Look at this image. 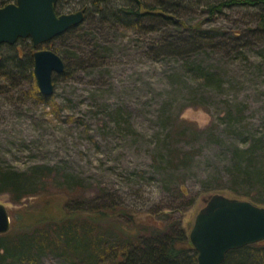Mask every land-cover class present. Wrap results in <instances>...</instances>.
I'll use <instances>...</instances> for the list:
<instances>
[{"label":"rangeland","instance_id":"rangeland-1","mask_svg":"<svg viewBox=\"0 0 264 264\" xmlns=\"http://www.w3.org/2000/svg\"><path fill=\"white\" fill-rule=\"evenodd\" d=\"M94 1L59 2L61 14L84 10L76 35L36 49L29 39L16 42L26 55L58 49L62 59L69 57V76H53L49 103L32 98L26 81L0 79V166L22 172L51 167L69 194L52 191L20 205L0 194V204L20 221H33L60 219L73 199L87 201L86 208L114 203L152 225L180 206L176 218L189 231L205 190L231 187L243 142L264 134L258 14L233 8L210 15L207 6L221 0H101L115 9L159 7L163 12L155 14L185 25L147 16L128 29L98 14ZM198 24L209 32L202 42L189 30ZM189 65L216 79L197 81ZM38 264L63 263L46 255Z\"/></svg>","mask_w":264,"mask_h":264},{"label":"trees","instance_id":"trees-1","mask_svg":"<svg viewBox=\"0 0 264 264\" xmlns=\"http://www.w3.org/2000/svg\"><path fill=\"white\" fill-rule=\"evenodd\" d=\"M60 1L55 6L57 14H61ZM0 5L5 6V0H1ZM93 5L98 14H108L113 22L128 29L137 27L147 16L158 17L177 27L185 26L171 16L155 14V11L163 12L159 7L142 12L138 6L136 9L108 8L103 6L101 0L94 1ZM233 8L254 9L258 14L257 29H264V0H221L209 4L206 11L215 15ZM78 27L54 40L65 35H76ZM200 27L198 24L189 30L194 32L197 41L202 42L208 38L209 32ZM51 52L58 55L59 50ZM32 55L30 52L27 55L21 53L16 44L0 45V79L9 83H14L16 78L28 82L32 98L47 104L51 97L45 98L38 91L33 75ZM65 59L62 61L65 62ZM64 65L63 74L56 77L69 76L70 69ZM185 68L197 81L210 83L216 79L200 65ZM243 144L240 156L234 159L231 187L218 192L216 189H207L205 195L223 192L230 198L245 200L264 208V134L258 138L252 137ZM182 156L184 160L188 153ZM58 176L57 172L47 166H36L25 172L0 166V194L8 195L14 205L52 191L69 194L70 186L57 182ZM181 191L185 193L183 188ZM86 202L76 199L67 201L60 219L39 216L33 221H20L21 218L13 212L9 214L10 230L0 235V264H38L46 255L54 256L63 264H197V252L188 239L189 231L182 225L180 218H176V214L182 212L180 206L169 208L168 212L161 215L165 221L157 218L156 224L152 225L137 221L136 214L124 211L120 205L111 203L109 206L101 204L86 208ZM72 204L77 205V208L71 207ZM188 205L189 202L183 204V207ZM83 206L87 210H83ZM222 264H264V241L229 251Z\"/></svg>","mask_w":264,"mask_h":264},{"label":"water","instance_id":"water-1","mask_svg":"<svg viewBox=\"0 0 264 264\" xmlns=\"http://www.w3.org/2000/svg\"><path fill=\"white\" fill-rule=\"evenodd\" d=\"M58 1L15 0L0 8V45L29 39L36 49L84 22V10L57 14ZM32 57L38 91L50 98L54 94L53 76L63 74L64 62L48 50H36ZM201 202L188 234L197 252V264H222L229 251L264 241V208L217 193L203 196ZM10 226L9 213L0 204V235Z\"/></svg>","mask_w":264,"mask_h":264},{"label":"flooded vegetation","instance_id":"flooded-vegetation-1","mask_svg":"<svg viewBox=\"0 0 264 264\" xmlns=\"http://www.w3.org/2000/svg\"><path fill=\"white\" fill-rule=\"evenodd\" d=\"M8 5V4H7ZM54 40V39H53Z\"/></svg>","mask_w":264,"mask_h":264}]
</instances>
